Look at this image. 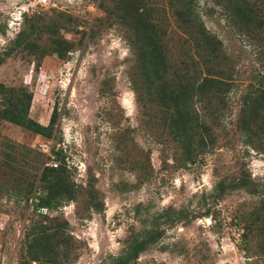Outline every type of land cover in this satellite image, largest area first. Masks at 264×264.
Instances as JSON below:
<instances>
[{
  "label": "rangeland",
  "instance_id": "1",
  "mask_svg": "<svg viewBox=\"0 0 264 264\" xmlns=\"http://www.w3.org/2000/svg\"><path fill=\"white\" fill-rule=\"evenodd\" d=\"M182 1L0 0V56L22 27L20 19L14 29L18 14L26 10L27 20L38 18L29 36L35 52L19 50L5 58L0 83L31 92V120L46 125L53 105L57 112L48 140L0 121V264L26 260L28 229L52 219L65 224L71 248L61 264H107L127 237L140 232L142 222L166 208L187 209V221L161 226V238L135 264H264V238L251 234L244 242L238 222L252 213L258 195L236 190L218 201L209 199L220 180L243 176L264 188V143L252 149L237 128L244 93L264 89V31L256 23L264 18V0H248L257 8L248 35L228 20L222 8L226 0H193L203 27L220 42L216 69L228 87L221 103L209 104L217 105L214 121L204 104L194 105L209 125L206 140L213 143L192 163L183 162L161 125L157 103L136 101L132 80L137 86L141 80L129 44L133 36L145 42L155 37L170 66L166 76L182 60L194 63L195 74L203 76L205 55L195 50L192 31L173 15ZM56 38L73 45L62 58L49 55ZM52 146L60 155L46 159ZM44 164L64 166L76 190L72 200L52 211H37L28 200L30 184L38 192ZM205 208L210 216L191 217Z\"/></svg>",
  "mask_w": 264,
  "mask_h": 264
},
{
  "label": "trees",
  "instance_id": "2",
  "mask_svg": "<svg viewBox=\"0 0 264 264\" xmlns=\"http://www.w3.org/2000/svg\"><path fill=\"white\" fill-rule=\"evenodd\" d=\"M140 1L144 4L146 0ZM222 8L239 33L248 35L253 31L250 24L255 21L253 16L257 11L254 2L226 0L222 3ZM25 14L27 13H22L20 18L22 27L2 51L0 63L19 50L29 54L35 52L36 43L30 40L29 36L37 28L35 22L38 18L27 20L28 15ZM113 15L120 23H124L121 16L115 12ZM173 15L178 23L187 26L186 28L194 34L192 38L195 50H202L206 59L205 63L208 65L205 74L197 76L195 64L191 63L189 66L182 60L180 67L166 76L170 66L163 53L161 42L155 37L146 38L145 42L133 36L129 38V44L135 53V74L141 81L137 86L135 79L132 80V91L136 93V101L141 105L151 100L157 103L156 107L160 112L158 119L161 125L176 144L183 162L192 163L200 152L209 145L212 146L213 143L212 139L206 140L210 133L209 125L204 124L194 105L204 104L202 107L209 111L207 116L209 115L214 121L217 117L215 114L217 105L212 107L209 104L213 99L220 101L219 97L224 94L228 84L220 78L223 77L222 70L216 69L218 60L222 57L219 50L220 42L203 27L193 9V0H183L174 10ZM67 21L70 22L71 19L68 18ZM256 23L264 31V18L256 20ZM72 48L73 45L67 40L56 38L53 40L49 55L54 54L57 58H62ZM46 53H41L44 54L41 56H48ZM31 98L32 94L25 86L9 87L0 83V121L22 128L45 140L51 139L56 124V105H53L47 124L41 125L28 117ZM241 101L238 131L243 135L246 145L254 150H260L261 144L264 143V89H248ZM141 107L147 108V106ZM254 140L255 144H253ZM59 155V150H54L52 146L45 157L57 159ZM37 182L38 192L33 189L32 184L27 189L28 200L37 211L56 210L62 202L72 200L76 193L74 184L69 180L68 171L61 165L44 164ZM236 190L258 195V201L252 213L238 219L241 223V239L245 242L246 237L251 234L264 238V188H257L248 178L240 176L229 181L216 182L209 194V199L213 202L218 201L227 193ZM188 214L187 209L166 208L163 214H156L147 222L145 220L142 222L140 232L127 237L120 253L117 256H110L107 264H135L138 256L161 238L164 233L162 227H171L175 223L187 221ZM209 214V208H205L202 214L192 213L191 217L195 215L207 217L210 216ZM47 222L42 224L41 221H37L30 226L23 241L27 261L20 260L19 264L66 262L71 248L68 236L64 233L65 224L56 222V219ZM181 225H184V222Z\"/></svg>",
  "mask_w": 264,
  "mask_h": 264
},
{
  "label": "built area",
  "instance_id": "3",
  "mask_svg": "<svg viewBox=\"0 0 264 264\" xmlns=\"http://www.w3.org/2000/svg\"><path fill=\"white\" fill-rule=\"evenodd\" d=\"M22 13H27V11L24 10V11H21V13L18 14V19H16V20H15V23H14V24L17 25V28H14V29H17V30H18V25H19V22H20V18H21V14H22ZM18 21H19V22H18Z\"/></svg>",
  "mask_w": 264,
  "mask_h": 264
}]
</instances>
